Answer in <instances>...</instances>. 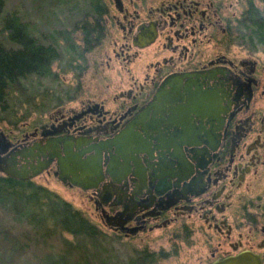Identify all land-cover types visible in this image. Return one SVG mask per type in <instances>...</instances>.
<instances>
[{
	"label": "flooded vegetation",
	"instance_id": "1",
	"mask_svg": "<svg viewBox=\"0 0 264 264\" xmlns=\"http://www.w3.org/2000/svg\"><path fill=\"white\" fill-rule=\"evenodd\" d=\"M130 2L89 0L82 42L112 43L104 91L76 107L60 105L20 136L0 130V176L10 177L1 169L12 156L19 167L24 164L17 154L34 144L58 146L64 158L70 147L75 153L132 133L139 142L119 158L125 165L120 176L107 171L115 146L102 152L97 189L73 184L57 157L25 180L43 176L46 183L52 178L86 192L110 221L108 229L127 240L166 239L177 254L200 235L210 248L197 264L242 252L260 255L264 264V251L253 250L264 246V237L256 244L258 234L264 236V217L248 210L249 202L240 204L237 195L264 147V73L257 61L230 55L240 16H223L222 4L208 0ZM111 25L118 30L115 38ZM81 87L70 102L78 100ZM193 95L215 98L211 113L207 102L193 106ZM152 252L165 253L163 247Z\"/></svg>",
	"mask_w": 264,
	"mask_h": 264
},
{
	"label": "rangeland",
	"instance_id": "2",
	"mask_svg": "<svg viewBox=\"0 0 264 264\" xmlns=\"http://www.w3.org/2000/svg\"><path fill=\"white\" fill-rule=\"evenodd\" d=\"M168 1L173 0H133V3L134 6H159L162 2ZM208 1L221 3L220 13L223 16H240V19L248 7L247 0ZM126 2V6H130V0ZM256 4L258 7L262 6L259 2ZM5 11L17 12L22 21L28 23L34 37L42 43L53 44L59 51V59L52 64L51 75H31L11 85L8 95L9 109L0 113L1 131L6 133L13 131V134L20 136V133L28 132L33 125L54 115L60 105L62 108L76 107L80 101L85 102L86 99L97 97L100 91H104V85L107 83L105 76L109 73L105 59L110 53L112 43L111 38L102 41L100 46H89L82 42L81 25L85 15L90 11L89 0H6ZM258 16V13L253 14L254 19ZM235 28L234 46L230 48V55L257 61V66L264 73V41L260 40L258 35L250 33L251 31H241L240 23L236 24ZM110 32L114 38L118 35L116 33L118 30L112 25ZM242 33L245 37H242ZM7 35L0 20V42L9 46ZM79 84L82 85L83 90L77 101L70 102ZM259 154L260 162L247 176L245 184L237 195L240 197V204L244 201L249 202L248 210L264 217V147L259 149ZM43 179V176L37 177L33 182L45 186L70 202L102 231L104 236L96 241V250L89 252V257L78 256L76 249L80 248L78 244L81 243L75 242L72 235L60 231L46 242L26 240L24 250H14L10 246L12 235L20 236L23 234L21 232L23 228L11 224L9 217L0 212L1 264H77V262H80L79 264H103V262L139 264L136 261L133 263L137 251L148 248L150 251L158 252L162 247L166 256L152 264H197L200 255L204 256L207 253L206 249L210 248L209 244L206 246L202 244L200 235L194 236L191 247H181L175 252L177 254H174L172 246L166 239L152 238L148 242L139 238L127 240L108 229L86 192L78 188L65 187L52 178L47 183ZM7 230L10 231L6 232ZM245 231L246 228H242L241 232ZM263 237V234L259 233L256 244ZM65 240L74 244L69 245ZM177 242L185 243L184 240ZM86 247L91 249L92 244ZM253 250L262 252L264 246L255 245Z\"/></svg>",
	"mask_w": 264,
	"mask_h": 264
},
{
	"label": "trees",
	"instance_id": "3",
	"mask_svg": "<svg viewBox=\"0 0 264 264\" xmlns=\"http://www.w3.org/2000/svg\"><path fill=\"white\" fill-rule=\"evenodd\" d=\"M247 1L248 7L239 20L241 31H251L250 33L258 35L259 39L264 41V0ZM5 2L6 0H0V20L3 29L8 33L9 46L0 42V113L9 109L8 95L13 83L31 75H51L52 64L59 59L58 49L53 44L42 43L34 37L28 23L22 21L17 12L5 11ZM257 2L262 6L258 7ZM255 13L259 16L254 19ZM242 37H245V34L242 33ZM0 212L9 217L11 224L23 228V234L20 236L12 235L10 246L14 250H24L26 240L46 242L60 231L72 235L75 242L82 244H78L80 248L76 249L78 256L89 257L88 253L96 250V241L104 236L102 231L70 202L29 180L0 176ZM66 243L74 244L67 241ZM90 244L91 249L86 247ZM165 256L163 253L143 249L137 251L133 263L136 261L139 264H152Z\"/></svg>",
	"mask_w": 264,
	"mask_h": 264
},
{
	"label": "water",
	"instance_id": "4",
	"mask_svg": "<svg viewBox=\"0 0 264 264\" xmlns=\"http://www.w3.org/2000/svg\"><path fill=\"white\" fill-rule=\"evenodd\" d=\"M116 3H119V0H115ZM193 106L199 108L200 105L194 101H199L200 104L203 102L208 103V108L210 113L215 103V98L212 96H196L193 95ZM125 134L117 136V138L112 141L100 142L97 145H91L85 150H80L79 152H73L70 149H65V157L61 158L57 153L56 149L58 146H42L39 143L34 144L32 147H27L21 152H18L23 160L24 164L20 167L18 157L12 156L5 162V168H2L4 174L16 178V179H30L38 175L44 167H46L53 157L58 158V164L62 169V173L65 176H71L70 181L79 186L83 190L97 189L101 180H102V152L104 150L110 149L112 146H115L116 157H114L111 165L108 167V172L110 175L120 176L125 172L124 162L120 161V157L125 158L127 153L134 148L139 140L132 134L124 132ZM84 142L81 144L86 145ZM52 149L53 151L49 153V158L46 160V151ZM93 151V152H92ZM92 152L85 156V153ZM102 217L106 225H111L107 216L102 212ZM212 264H263L262 257L258 254L252 252H242L236 255L225 257L223 259L217 260Z\"/></svg>",
	"mask_w": 264,
	"mask_h": 264
}]
</instances>
